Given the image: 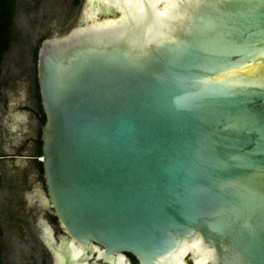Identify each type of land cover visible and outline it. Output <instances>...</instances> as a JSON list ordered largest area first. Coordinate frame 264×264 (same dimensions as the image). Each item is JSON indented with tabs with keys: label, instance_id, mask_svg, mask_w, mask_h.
Listing matches in <instances>:
<instances>
[{
	"label": "water",
	"instance_id": "1",
	"mask_svg": "<svg viewBox=\"0 0 264 264\" xmlns=\"http://www.w3.org/2000/svg\"><path fill=\"white\" fill-rule=\"evenodd\" d=\"M90 1L37 51L59 264H264V0Z\"/></svg>",
	"mask_w": 264,
	"mask_h": 264
},
{
	"label": "rangeland",
	"instance_id": "2",
	"mask_svg": "<svg viewBox=\"0 0 264 264\" xmlns=\"http://www.w3.org/2000/svg\"><path fill=\"white\" fill-rule=\"evenodd\" d=\"M86 3L87 0H15L8 48L2 56L0 71L3 74L6 72L5 75L13 82L24 85L27 105L34 106V102H37L35 80L38 48L43 41L63 39L77 28ZM106 18L101 17L100 20ZM39 132L38 128L36 139ZM33 154L27 153L28 157ZM27 163L25 171L16 176H6L4 167H0L2 264H54L55 256L45 243L43 227L45 224L51 229L47 222V212L51 208H46L42 202L41 194L45 186L38 179L34 160L28 159ZM63 235L59 232L58 237ZM189 258H186L188 264ZM88 263L93 264V260ZM96 264L107 263L97 261Z\"/></svg>",
	"mask_w": 264,
	"mask_h": 264
},
{
	"label": "crops",
	"instance_id": "3",
	"mask_svg": "<svg viewBox=\"0 0 264 264\" xmlns=\"http://www.w3.org/2000/svg\"><path fill=\"white\" fill-rule=\"evenodd\" d=\"M5 73L0 71V167L6 176H16L25 171L28 159L34 160L35 167V161L40 160L35 138L40 130L38 102H34L36 108L27 105L24 85L8 79ZM28 152L34 154L28 157Z\"/></svg>",
	"mask_w": 264,
	"mask_h": 264
},
{
	"label": "bare ground",
	"instance_id": "4",
	"mask_svg": "<svg viewBox=\"0 0 264 264\" xmlns=\"http://www.w3.org/2000/svg\"><path fill=\"white\" fill-rule=\"evenodd\" d=\"M133 1L134 0H98L96 3H94V1L91 0L89 2V11H88V14L86 15V19L88 20L89 18H92L96 14H98L101 7L106 8L108 11L117 10V11H119L121 13ZM113 20L114 19H111V20L110 19H105V20L101 21V20L93 19L92 22L90 24H88L86 27L75 31L74 36H78L79 34L86 35L87 33H91V32H94L96 30H99L101 28H104V27L108 26ZM48 230L49 229L47 228L45 240H46V243H48L49 247L51 248L50 242L53 241V239H52V235H51L50 230L49 231ZM58 248H59V244L55 245V246H52V248H51L52 252H53V255L55 256V261H56L55 264H59L60 263L59 254L55 250H53V249H58ZM68 248L72 249L75 252V254L71 258V261H76L82 256V251H83V247L82 246H79V245L75 246L74 243L72 241H70L69 244H68ZM94 249L95 250H99L98 247H94ZM188 253H190V252L186 248L185 254L180 259V264H187L184 257ZM124 258H125L124 256H121L119 262H121L123 264H129L126 261L125 262L122 261ZM209 261H210V259H208L205 262V264H207ZM78 264H89V263L86 262V261H83V262H79ZM108 264H110V263H108Z\"/></svg>",
	"mask_w": 264,
	"mask_h": 264
},
{
	"label": "trees",
	"instance_id": "5",
	"mask_svg": "<svg viewBox=\"0 0 264 264\" xmlns=\"http://www.w3.org/2000/svg\"><path fill=\"white\" fill-rule=\"evenodd\" d=\"M13 11H14V0H0V64L2 61V56L8 48ZM35 87L37 89L36 99L38 102L37 114H38V118H39L38 120H39V124L41 128V126L45 123V116H44V113L40 105L37 79L35 80ZM39 137H40V132H39L38 139L36 141L37 154H38L37 157L41 156V143L39 142ZM35 162H36V168L38 170L39 176L42 177V164L41 162H38V161H35ZM0 235H1V232H0ZM129 257L131 258L133 263L136 264L134 257H132L131 255H129ZM0 264H2L1 256H0Z\"/></svg>",
	"mask_w": 264,
	"mask_h": 264
},
{
	"label": "flooded vegetation",
	"instance_id": "6",
	"mask_svg": "<svg viewBox=\"0 0 264 264\" xmlns=\"http://www.w3.org/2000/svg\"><path fill=\"white\" fill-rule=\"evenodd\" d=\"M14 3H15V0H14ZM38 179H40L41 181H43L42 180V177H40L39 176V178ZM47 222L51 225V229H49L50 230V232H51V235H52V238H53V242L55 243L54 244V246L55 245H58L57 243H59V237H58V235H59V232H62V233H64L63 231H62V229L59 227V222H58V220H57V218L55 217V215H54V212H53V210L51 209V211H48L47 212ZM44 233L46 234V232H45V230H47V226L44 224ZM49 228V227H48ZM48 230V231H49ZM45 243H46V241H45ZM47 244V243H46ZM48 246V245H47ZM50 246H51V242H50ZM48 248H49V250L51 251V253H52V250L50 249V247L48 246ZM52 256H53V254H52ZM125 257H126V259H127V261H128V263L129 264H134L133 263V261L131 260V258L129 257V254H125ZM54 258V257H53ZM94 257H92V259H93ZM136 261V260H135ZM54 264H55V260H54ZM108 264V263H107ZM136 264H138L137 262H136Z\"/></svg>",
	"mask_w": 264,
	"mask_h": 264
}]
</instances>
